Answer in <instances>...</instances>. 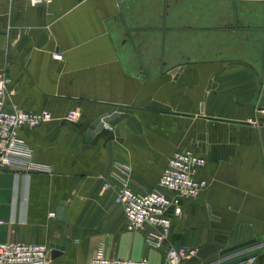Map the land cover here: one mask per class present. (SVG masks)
Segmentation results:
<instances>
[{
  "label": "crops",
  "instance_id": "1",
  "mask_svg": "<svg viewBox=\"0 0 264 264\" xmlns=\"http://www.w3.org/2000/svg\"><path fill=\"white\" fill-rule=\"evenodd\" d=\"M263 67L264 0H0L5 107L51 114L19 130L44 171H0V243L59 245L53 263L89 264L102 248L165 264L170 248L256 239L198 264L253 252L243 263L264 264V149L257 126L241 124ZM135 104L85 143L95 119ZM184 150L205 159L196 177L207 186L156 249L147 227L125 230L116 165L128 167L133 191H149Z\"/></svg>",
  "mask_w": 264,
  "mask_h": 264
},
{
  "label": "built area",
  "instance_id": "2",
  "mask_svg": "<svg viewBox=\"0 0 264 264\" xmlns=\"http://www.w3.org/2000/svg\"><path fill=\"white\" fill-rule=\"evenodd\" d=\"M51 0H40L42 4ZM60 60V53L52 54ZM8 78L4 70L0 71V171L9 167L24 172L44 169L38 168L33 160L32 150L20 138L19 130L23 127H38L51 119L48 112H30L20 109H7L5 100L8 95ZM206 164L204 158L191 151H176L167 161V165L159 177L155 189L135 192L130 187L129 169L124 164H117L116 170L121 176L115 202L123 208L125 230L134 232L148 228L145 241L153 248H160L168 237L171 229V219L181 217L184 202L192 201L207 186L206 182L196 176ZM104 184V188H108ZM162 190L173 193L168 198ZM52 215V214H51ZM4 223L0 221V224ZM50 248L46 244L22 243L7 241L0 243V264H64L53 263ZM197 251L185 247L170 248L165 255V264H181L195 257ZM89 264H148L145 259L130 260L108 258L103 249L91 259ZM245 264V263H238Z\"/></svg>",
  "mask_w": 264,
  "mask_h": 264
},
{
  "label": "water",
  "instance_id": "3",
  "mask_svg": "<svg viewBox=\"0 0 264 264\" xmlns=\"http://www.w3.org/2000/svg\"><path fill=\"white\" fill-rule=\"evenodd\" d=\"M2 35H7V31H2ZM260 88L258 92L256 93L255 98L250 103V110H249V121L241 122V124L246 126H257L259 135L261 138L262 146L264 149V67L263 72L260 77L259 82ZM138 108V104H135L134 106H123V105H115L113 106L109 111L104 113L103 115L99 116L97 119H95L89 126L87 132H86V138L85 143H89L92 136L99 132L104 124H108L110 121L114 120L117 116L120 117H126L128 114L133 112L134 109ZM256 243V239L249 240L247 242L235 245L230 248L226 249H220V244H214L213 242L207 243L205 246L200 248L195 257H192L185 261V264H198L201 261H204L205 258L213 253L214 251H219V256L223 258L224 256H227V254H230L232 252H236L244 247L253 245ZM264 246V245H263ZM50 248V257L51 259H55L58 256H60V252L62 251V247L59 245L51 244L49 245ZM256 256V252L250 253L249 255H245L243 257H239L236 259H233L229 263L226 264H238L243 261H247L249 259H252ZM223 261V259L216 261L214 264H219Z\"/></svg>",
  "mask_w": 264,
  "mask_h": 264
},
{
  "label": "rangeland",
  "instance_id": "4",
  "mask_svg": "<svg viewBox=\"0 0 264 264\" xmlns=\"http://www.w3.org/2000/svg\"><path fill=\"white\" fill-rule=\"evenodd\" d=\"M255 2H259V0H255Z\"/></svg>",
  "mask_w": 264,
  "mask_h": 264
}]
</instances>
